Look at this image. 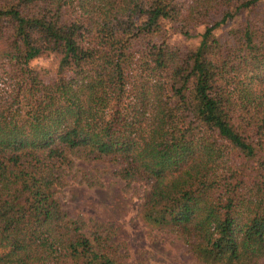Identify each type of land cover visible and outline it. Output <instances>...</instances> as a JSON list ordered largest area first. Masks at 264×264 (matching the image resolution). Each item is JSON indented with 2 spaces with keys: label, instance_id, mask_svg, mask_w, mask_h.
<instances>
[{
  "label": "trees",
  "instance_id": "16d2710c",
  "mask_svg": "<svg viewBox=\"0 0 264 264\" xmlns=\"http://www.w3.org/2000/svg\"><path fill=\"white\" fill-rule=\"evenodd\" d=\"M73 157L148 184L143 221L203 263L258 264L264 0H0V264H127L56 197Z\"/></svg>",
  "mask_w": 264,
  "mask_h": 264
},
{
  "label": "rangeland",
  "instance_id": "374dc122",
  "mask_svg": "<svg viewBox=\"0 0 264 264\" xmlns=\"http://www.w3.org/2000/svg\"><path fill=\"white\" fill-rule=\"evenodd\" d=\"M204 26L192 28V37L175 32L169 42L180 49L195 48ZM217 36L224 34L216 30ZM56 65L54 54L36 57L31 66L48 83ZM257 84L254 89L259 88ZM73 166L65 169L61 186L55 195L72 219H94L108 223L115 231L114 239L121 245L127 264H205L199 260L182 237L172 231L148 226L142 219L140 207L149 185L142 181H126L114 171L116 164L73 157ZM258 264H264L261 259Z\"/></svg>",
  "mask_w": 264,
  "mask_h": 264
}]
</instances>
